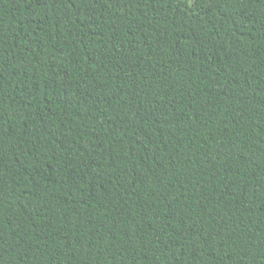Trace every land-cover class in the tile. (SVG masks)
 I'll list each match as a JSON object with an SVG mask.
<instances>
[{
    "label": "trees",
    "instance_id": "16d2710c",
    "mask_svg": "<svg viewBox=\"0 0 264 264\" xmlns=\"http://www.w3.org/2000/svg\"><path fill=\"white\" fill-rule=\"evenodd\" d=\"M0 264H264V0H0Z\"/></svg>",
    "mask_w": 264,
    "mask_h": 264
}]
</instances>
